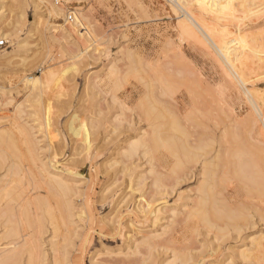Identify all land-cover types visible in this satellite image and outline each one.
Segmentation results:
<instances>
[{
	"label": "rangeland",
	"instance_id": "obj_1",
	"mask_svg": "<svg viewBox=\"0 0 264 264\" xmlns=\"http://www.w3.org/2000/svg\"><path fill=\"white\" fill-rule=\"evenodd\" d=\"M166 2L169 3L168 0H0V20L1 15L4 16L1 24L11 22L10 25H15L2 27L11 36L0 35V41L6 42L0 47V155L6 154L5 160L2 157L3 162L0 157V178L8 173V165L14 160L23 169L32 167L38 170L28 160L25 154L27 151L23 153L26 145L21 140L19 128H27L36 139V151L43 163H47L50 172L54 176L60 174L73 188H77L78 192L72 198L74 213L78 207L83 209L82 218L74 215L73 223H66L56 203L49 197V205L55 217L53 220L44 218L36 204L28 201L34 179L26 175L25 179L22 177L19 182L11 183V192L0 201V252L11 249L13 245H8V242L14 239L21 244L24 239L31 238L32 242L38 244V249L31 252L35 258L33 261H30V249L25 246L18 249L20 253L16 252L19 259L17 264H151L148 250H145L147 245L141 243L143 237L149 234L153 226L158 229V233L161 232L163 226L161 230L158 227L168 222L164 218L155 223L158 227L154 225L157 208L169 207L159 214L161 218L172 214L170 207L179 206L180 212L190 208L202 177L189 175L175 188L170 187L174 186L170 185L174 177L171 173L173 171H170L173 167L171 163H175L179 157L183 158L178 156L181 152L178 139V142L175 140L177 144L161 146L156 149L157 152H152L154 158H157L156 162H149L151 157L147 155L148 158L136 156L135 161L133 159L134 165L122 159L124 157L121 152L127 138L135 134L139 137L149 127L153 129V125L158 126L157 119H164L156 115L154 121L157 122L152 124L155 115L150 121L142 116L141 109L151 100V90L146 85L148 82L154 83L158 94H162L161 91L165 89L163 87L171 85V88L163 91L167 97L162 95L164 99L161 98L162 101L168 98L171 104L176 102V105H180L182 100H193L196 108L190 110L183 107L181 114L176 113L178 117L176 115L175 118L182 120L188 112H193L188 115L190 119L186 118V122L182 120L181 126L184 128L188 122V128L191 125L190 131L197 133L202 130L203 133L198 132L199 136L202 135L208 144L212 135L207 127L211 130L217 127L221 118L223 121L226 118L228 122L227 109L214 110L218 104L219 108L223 107L224 100L221 101L219 94L232 89L236 93L231 91L234 97H226L228 102L232 100L236 104L241 100L243 106L249 107L246 96L232 86L229 78L225 85H221L224 87L217 85L219 76L211 67V54L206 53L202 45L204 38L201 30L216 35L223 44L236 51L235 56L238 58L235 59L243 66L248 88L251 92L264 93V0H233L234 5L226 1L225 7L214 11L207 3L197 0L194 10L190 12L201 24V28L192 24L185 11L177 10L175 14L170 3ZM51 4L59 7V10L52 11ZM253 47L260 53L258 58L252 54ZM71 48H76L79 55L73 53ZM129 51L136 53L135 57L139 55L145 59L147 66L139 67V63L132 62L127 56ZM6 53L10 56L3 58ZM135 66L141 71L137 70L136 73L133 68ZM47 70H55V73L49 76L41 93L33 95L30 83H26L25 78L41 76ZM177 71L185 73L180 75ZM170 89L172 93H169ZM207 90H212L213 95H209ZM193 92L201 94L194 97ZM217 116L220 119L215 121ZM189 120H196V125ZM165 121L160 120L159 125L162 123L164 126V123L167 124ZM83 124H87L86 130H83ZM234 128L230 127L229 130L237 131L238 128ZM189 130L187 136L193 139L195 134ZM241 130L242 135L229 131V136L226 132V137L222 135V138V132L218 129L219 142L224 140V144H220L218 139L213 142V147L216 145L214 148L220 150L219 153L223 150V154H220L223 156L218 155V160H215V164L220 161V165L217 164L219 180L216 189L220 197L229 196V207L231 203L233 209L245 210L243 207H247L249 217L243 220L232 219V223L231 220L226 221L227 225L222 220L217 221L219 227L221 224L224 228L220 227L221 231L216 226L208 231L195 218L189 221L194 226L197 223L201 225H197L200 231L188 221L186 224L189 226L185 222L181 223L178 230L183 232L180 238L184 236L185 240L180 239V244L176 243V246H188L185 249L192 250L189 251L194 257L192 261L195 259L191 261L192 264H223L229 255H233L234 260L240 264L234 250L236 246L248 243L251 237H256L264 230V189H261V193L257 192L254 189L258 185L253 187L238 181L229 169H233V160H236L230 153L238 146L240 148L244 145L241 146L243 148L246 145L248 148L249 143L255 142L248 139L247 131ZM205 133L207 136L203 135ZM9 134L15 139L17 137V152L21 158L18 154L16 156L19 160L8 154L3 139ZM230 134H234V137ZM187 136L183 137L184 141L188 140ZM190 140L187 142L193 143ZM169 148L177 151L172 152ZM212 151L213 157L215 149ZM22 153L25 155L22 156ZM172 154L178 158L173 159ZM199 162H188V165L193 163L199 168ZM156 173L163 178L164 175L168 177V174H173L171 178L169 176L170 179L165 177L163 181L171 182L168 184V196L161 190L160 193H151L150 185ZM165 187L167 189V183ZM165 199L167 203L163 202ZM5 210H10L9 216L7 211L4 213ZM179 217L182 219L184 215L180 214ZM10 230H14L11 236ZM184 231L188 233H185L187 236ZM180 233H176V236H180ZM163 236H160L162 240ZM157 238L155 240L162 243L159 242L161 238ZM136 243L143 246L136 248ZM160 246L153 249L157 260L164 255V249ZM135 248L138 253H134L137 252ZM199 252L202 254L200 258L196 256Z\"/></svg>",
	"mask_w": 264,
	"mask_h": 264
},
{
	"label": "bare ground",
	"instance_id": "obj_2",
	"mask_svg": "<svg viewBox=\"0 0 264 264\" xmlns=\"http://www.w3.org/2000/svg\"><path fill=\"white\" fill-rule=\"evenodd\" d=\"M168 1L172 7V11H174L175 14L177 13V10L185 11V14L190 16V18L192 20V24L194 26L201 28V24L197 21V19H195L193 17V14L190 12L191 10H194L195 3L197 0H182V1L181 0H168ZM201 1L203 3H207L210 6V8L212 9V11L217 10V8L225 7L227 2L234 5L233 0H201ZM166 3L169 4L168 2H166ZM51 5L53 7V9L51 8L52 11L57 12V10H59L58 9L59 7L56 8V5H54V4H51ZM1 20H2V22L4 20L3 14L1 15ZM10 23L4 22V24H1V22H0V35H4V36L10 35L11 36V34L5 33L7 29L6 30L2 29V27L5 28V26L7 28L8 25H9V27L14 25V23L12 25H10ZM14 28H17V27H14ZM10 30H11V28H10ZM12 30H13V27H12ZM201 32H202V34H203L202 36L204 38L202 40V45L205 47L206 53L211 54V55H209V58L211 60V67L213 68V71H215V73L218 74V76H219L218 77L219 79L217 81V85L219 84L218 86L220 87L222 84L227 82V79L229 78L230 82L233 83L232 86H234L235 88H238V90H241L242 95L246 96V100H247V102H249L248 103L249 107H247V105L243 106L241 103V100H238L236 104H234V102H232V100H230L228 102L227 98L228 97H230L229 99L233 98L234 96H231L232 92L236 93V91H233L232 89H228L229 92L228 91L224 92L223 90H221L224 93L219 94V97L221 98V101L224 100L223 101L224 102L223 107L221 106L219 108V104H218V107H215L214 110L217 111V110H220L223 108L227 109L228 122H226L227 121L226 118H225L226 121L225 120L223 121V118L220 119L217 116L218 118H215V121H218L220 119V122H217V124H216L217 127L213 128L211 130L209 126H208L209 128L206 126L207 129H209L211 132L210 136L212 135L211 141L208 144V143H206L205 138L204 137L202 138V135H200L201 138L199 140H196L198 137H200L199 134L202 132L201 129H200L201 132L197 131V133L200 132L198 134L194 133L195 131L194 132L192 130L190 131L189 129H190L191 125L188 128V126H187V125H189V124H187L188 122L185 124L188 129L185 128L186 126H184V125H183L184 128H182L181 122L184 118L182 120H178L179 118L178 119L175 118V116L177 114H181V112H182L181 110H183V107L186 109L190 108V110L193 109L196 106V105L194 106L193 100H192V102L191 101L186 102V101L182 100L183 106L181 103L180 104L181 107H180L179 104L176 105V102H174V104H171L170 101H167L168 98H167V100L162 101L164 99V96H165V92L163 94V91H165L166 88L167 89L171 88V85H169V87H167V86L163 87L165 89L163 91H161L162 94L159 93V94H161V97L157 93L158 92V91H156L157 86H154V83L148 82V86L146 85V87H149L151 90V93H150L151 94V100L149 99V103H147V105L145 104V106H143L144 109H141V110H143V111H141V112H143V113H141V114H143L142 116H145L148 120L149 119L151 120V117L155 115L154 116L155 119H154V117H152V120H151V121H153V123L151 122L152 124L157 122V121H154L157 119V117L161 116V118H163V117H164V119L167 118L166 119L167 121H165L164 119H160L161 121L163 120V121L167 122V124L164 123V126H162V123H161V125H159L160 120L157 119L159 121V123L157 124L158 126L153 125L152 126L153 129L151 127H149V128H151V131H148V129H149L148 128V129H146L147 131L145 130L146 133H144L145 132L144 131L143 132L144 134L140 135L139 137H138V134H135L136 136L133 135V137L127 138L124 141L125 148L121 152L122 157H124L122 159L125 161L128 160L129 164L134 165V163H135L134 161L136 158L140 157L141 155H143V158H145L144 156L147 155L148 157L149 156L151 157V158L149 157L150 158L149 162H151V160H155V162H156L157 158H154L153 153H152L154 150H155V152H157L156 149L161 147V146L171 147L172 145H174L176 143V141L178 142V140H179L178 143L179 144L181 143L180 144L181 145V152L178 153V156H183V158H185V161L183 158H182L183 160L180 159V157H179V159H177V161L175 163L173 162L174 164L171 163V161H170V163L173 165V167L175 166V168L172 169L173 167L171 168L172 165L170 164L171 166L169 167V169L171 168L170 171H173L171 173H173L174 175L170 174L171 175L170 176L168 174V177L164 175V178L165 177L169 178V176L171 178L172 175L174 176L172 178L173 179L172 183L170 182L171 184L169 182H166L167 183V189L165 187L166 183H163L164 178L156 173L155 176L153 177V181L150 185L151 193H153V192L160 193V190H161L162 193H164L168 196L169 195V194H167L169 192L168 184H170V185L173 184L174 186H170V185L169 186L172 188H175L176 184L178 185V183L182 179L188 178L189 175L190 176L199 175L202 177L201 180L198 182L197 188L195 189V190H197V193H195L196 196L192 200V206L190 208L185 209L183 212L181 211L182 212L181 213L179 211L178 205H177L178 207H176V208L170 207L172 214L168 215L167 217H163V218H161L159 216V214L162 213L163 210H168L167 208H169V207L168 206H162V207L157 208L156 219L154 220L155 221L154 225L158 220L162 221V219H164V218L167 219L168 222L166 221L167 223L160 225V227H158V224L155 225L160 230H161V226H163L161 232L158 233V229L157 228L155 229L153 226V228L148 231L149 234H145V236L143 237L144 241L142 240L141 243H143V244L145 243L147 245L146 246L144 244L146 246L145 250L146 251L148 250L147 254L150 256L151 264H158V262L160 264H180V263L181 264H189V262H191L193 260L194 257H193V255H191L192 253L190 254V252H189V251L192 252V250H190L188 248H187L188 250L185 249L188 246H186V247L185 246L184 247L176 246V243L178 245L180 244V243H178L180 241V239L182 240L185 238L184 236H183V238H180L181 234L183 232L180 233L181 231L178 230V227L180 228L181 223L185 222L184 224H186L187 221L191 223V220H193V218H195L198 220V222L202 223L206 228H208L209 229V230L207 229L208 231L212 230V228H214L215 226L219 231L222 228V226L220 224V227H221L220 228L217 221L222 220L227 225L228 223L226 221L231 220L230 223H232V219H235V220H241L242 219L243 220V219H248V217H249V213L248 212L246 213L247 207L246 208H245V206L243 207V209H245V210H242V209L237 210L235 208H234L235 209L234 210L231 207L232 203L230 204L231 208L228 205L229 202L227 200H229V198H228L229 196L228 197H226V196L220 197L218 195V192L216 189L218 186V180H219L218 175H217V168L220 165L219 164L220 161H218V163H217L218 166H217V164H215V162H216L215 160L216 159L218 160V158L220 156H223V155H220V154H223V150H221V152L219 153L220 150L217 151V148H214L216 145L213 147V142L214 141L216 142V139H218V142H219L218 137H219L220 133L218 132V129H219V131L222 132V134H221L222 138H224L226 132L228 135V133L230 131L229 130L230 127H235L234 129L238 128L240 130L243 129V130L247 131L246 133L248 134V139H252L255 141L253 143L250 141L251 142V143H249L250 145L249 144H248L249 146L247 145L248 148L246 147V145L243 148H241V146H244V145H241L240 148L238 146L237 149L233 148L234 150L230 153V156L233 158L235 157L236 160H233V161H235L234 164H233V162L231 163V164H233V169H232V167L229 169H231V172H232L231 174H233V176L235 178H237L238 181L244 182V183H249L252 186L258 185L257 186L258 189L256 187H255V189L252 188L256 191L258 190L257 192L261 193V192H263L262 190L264 189V157H263V154H264V146H263L264 145V93H258L256 91H254V92L250 91V89L248 88V85L246 84L247 76L243 72V66L241 64H239V62L235 59V58H238L235 56L236 51H233V49L228 47L226 44H223V41L221 39H219L216 35L206 33L205 31H202V30H201ZM71 51L75 54L78 53V55L80 53L77 51L76 48H73ZM127 53H128L127 56L131 59L132 62H134L136 64L139 63V67H141L140 65H142L143 67L147 66V62L145 61V59H141L142 57H140L139 55H136V57L138 56V58H136L135 57L136 53H133V51H129ZM9 54L12 55L13 53L10 52ZM9 54L6 53L2 57L6 58L7 56H10ZM252 54L256 58H258L260 55L259 51L256 50L255 47H253ZM137 67L138 66L133 67L134 71L136 73H138V71H141V70H138ZM179 69H181V68H179ZM128 70H130V69H128ZM135 72H134V75H136ZM54 73H55V70H49V71L47 70L46 72L42 73L41 76L30 77L28 79L25 78V82L30 83L29 88L31 90V93L35 96L39 95L41 93L42 88L44 87L45 82H47L49 80V76L53 75ZM183 73H185V72H183ZM183 73H179V74L183 75ZM187 73H189V72H187ZM192 74H193V72H192ZM187 79L189 80V78H187ZM192 79H194V78H192ZM166 82H168V81H166ZM191 83L193 86V82H191ZM224 85L221 87H224ZM206 92L209 95H213L212 90H207ZM169 93H172L171 89H170ZM150 94H148V95H150ZM198 94L200 95L201 92H199ZM198 94L194 93L193 95H194V97L195 96L198 97L199 96ZM162 95H164V96H162ZM159 97H160V99H159ZM162 97H163V99H161ZM165 97H167V96H165ZM170 97H172V96H170ZM225 98L227 101L225 100ZM169 99H171V98H169ZM141 101H140V104L142 105L144 102L142 101L143 103H141ZM173 101H175V100H173ZM170 104H171V106H170ZM173 105H175L174 108H173ZM137 109H139V108H137ZM209 109L213 110L212 107H210ZM167 111L168 112L172 111V113L175 115H173L172 113H168ZM188 113L190 115H192L193 112L190 111ZM187 114H184L183 116H185ZM156 115H157V117H156ZM188 115L184 119L185 122L187 119H190V118H188ZM194 116H193V118H194ZM176 117H178V115ZM196 118L197 117L195 116L194 119H196ZM142 119H144V118L142 117ZM147 119H145V120H147ZM216 119H218V120H216ZM196 120L194 122L192 120L191 121L194 124L196 122ZM178 121H180V123ZM214 122H213V124H214ZM182 124H184V121ZM227 124H229L228 127L226 126ZM85 125L87 126V124H83V126H84L83 130H86V128H87ZM166 125H167V127L165 128ZM195 125H196V123H195ZM221 126H222V128H221ZM186 129L189 130L190 132H192L191 134H195V136L197 135V137L193 136V139H192V136L190 135V132H189V135L191 136L190 137L191 140H190L189 137L187 136L188 134H187ZM238 129H237V131H235V130H231V131L232 132L234 131L233 133H238V132L240 133V130L238 131ZM19 130H20V135L22 136L21 140H23L25 145H26V148H25L26 150H24L23 153L25 151H27V152H25V154H27L26 156L29 158L28 160H30L32 163V166L33 165L36 166L38 168V170L36 168L32 169V167H28L27 169H23L22 165L21 164L18 165L16 160H14L13 163H10L8 165V169H7L8 173L5 176H2L0 178V201L2 199H4L5 196H8L9 192H11L10 191L11 186H9L11 183H13L14 181L19 182L26 175H28L29 177L34 179L32 181V184H31L32 188L29 190L30 195L28 196V201L32 202L33 204L34 203L36 204L37 208L42 211L44 218L48 217L49 219L53 220L55 217V213L49 205L50 204L49 203V201H50L49 197H51V199L56 203L58 210H59V214L63 217V219L66 223L72 224L73 223L72 218L74 217V215H77L79 218H82L83 217V209L82 208L78 207L76 214L74 213V207L75 206H74V201L72 198L75 194H77V192H78L77 188H73L74 186L70 185L69 181L64 179L60 174L54 176V174H52L50 172V170L47 166V163H43L42 159H40L41 157L38 155V153L36 151L37 150V146H36L37 143L35 141L36 139L32 137V133L29 132V129L19 128ZM243 130H241V131H243ZM84 132H86V131H84ZM203 135L207 136L206 133ZM222 135H224V136H222ZM233 135L230 134V136H233ZM186 136L188 137V140H190L193 143H188L189 141L187 139H185V141H184V138ZM243 136H244V134H243ZM236 137H238V136H236ZM181 138H183V140ZM194 138H196V139H194ZM222 138H220V139H222ZM176 139H178V140H176ZM226 139L227 138H225V141H226ZM3 140L5 141L7 151L9 152L8 153L9 156L11 155V157H16V158L21 156L20 153L17 152L19 150L18 149V143H17V141H18L17 137L15 139L13 136H10V134H9V136L7 138H4ZM222 142H224V140H222ZM222 142L220 141L219 143L221 144ZM222 144H224V143H222ZM208 146L210 147L209 150H207ZM244 148H246V149L243 150ZM214 149H215V154L212 157V153H214L212 150H214ZM169 150L172 151L175 149L169 148ZM229 150H230V148H229ZM7 151L4 150V152H7ZM166 151H168V150H166ZM175 151H177V149ZM216 151H217V153H216ZM225 151L227 153V150H225ZM21 152H22V150H21ZM23 153H22V156L25 155ZM3 154L0 155L1 159H2V157L4 158V156L6 155L5 153H3ZM261 154H262V156H261ZM218 155H219V157H218ZM227 155L229 158V153H227ZM171 156L173 157V159L178 158L177 155H176L177 157L173 156V154ZM7 158H6V160H7ZM152 158H154V159H152ZM133 159H134V161H133ZM4 160H5V158H4ZM18 160H19V158H18ZM1 161L3 162V159ZM1 161H0V166H2ZM39 162H41L40 165L38 164ZM188 162H194V164H195V162L196 163L199 162L200 167L199 168L195 167L193 165V163H192V165H188ZM153 164H154V161H153ZM231 164H227V165L231 166ZM128 165H127V167H128ZM129 166L131 167V165H129ZM193 166L196 169H194ZM128 169H129V167H128ZM169 169H167V170H169ZM227 170H228V168H227ZM156 172H158V170H156ZM160 174H163V173H160ZM244 186H247V185H244ZM247 188H248V186H247ZM164 194H163V196H164ZM32 196H34V197H32ZM178 196H179V194H178ZM179 197H181V196H179ZM220 198H221V200H220ZM176 199H178V198H176ZM222 200L226 201V203L224 201H223L224 203H222ZM163 202L167 203L168 200L165 199V201H163ZM233 207H235V206H233ZM239 207H238V209H239ZM9 211L10 210H5L4 213L6 212V214L9 216L11 213ZM180 214L184 215V217H182V219H180L181 217H179ZM189 219H191V220L189 221ZM188 222H187V224H188ZM193 222L197 223V221H195V220ZM224 223H222V224H224ZM187 224H186V226H189ZM192 225L194 226V223ZM197 225H198V223H197ZM197 225H195L194 227L198 230V228L201 227V225H198L199 227H197ZM169 227H170V229H169ZM222 229L224 230V228H222ZM185 230H186V228H185ZM198 231H200V230H198ZM9 232H11V233H9V236H11V234H13L12 232H14V230H12V231L10 230ZM178 232L180 233V236L179 235L176 236V233H178ZM185 233H187V232L184 231V235H185ZM194 233H195V230H194ZM162 235H164L163 236L164 240H162V238L160 237ZM187 235H188V233H187ZM187 235H185V236H187ZM165 236H167V237H165ZM156 238L157 239L161 238V239H159L160 240L159 242L162 241V243H160V244L164 249V253H163L164 255H162L161 258H159L158 260L156 259V255H154L155 251L153 250V249L157 248L156 247L157 245H160L158 243V241L155 240ZM186 238H188V237H186ZM14 240L8 242L9 243L8 245H10V246L13 245V246H11V249L8 248V250H6V251L4 250L5 252H3V253L0 252V264H17L19 259H18L16 254L20 253V252H17V250L23 246L27 247L28 250L30 249V261L35 260V258H33V255L31 252L34 251V249H36V248L38 249V246H37L38 244L36 241L32 242L31 238H28V239L26 238L20 244L19 242H15L16 240L15 241ZM153 240L156 242H154ZM211 242H212V240H211ZM182 243H181V245H183ZM135 245H134V247L141 248L140 246L142 244L140 245V244L136 243ZM171 245H175V246H171ZM136 248H135V250H136ZM146 248H148V249H146ZM22 250H23V248H22ZM234 250L237 252V258L241 261L240 264L241 263L242 264H264V230L259 235L257 234L256 237H254V238L251 237V239H249L248 243H241L240 245H237L236 249H234ZM152 251H153V254H152ZM139 252H140V250H139ZM159 252L161 253V251H159ZM159 252H158V254H160ZM132 253H133V251H132ZM134 253H138V251L134 252ZM127 254H129V253L127 252ZM196 256L198 258H200L202 256V254L199 252L196 254ZM233 257H234L233 255H229L226 259L223 260V264H238L236 262V260H234ZM194 261H195V259H194ZM194 261H192V262H194ZM196 261H197V259H196ZM192 262L190 264H192Z\"/></svg>",
	"mask_w": 264,
	"mask_h": 264
},
{
	"label": "built area",
	"instance_id": "obj_3",
	"mask_svg": "<svg viewBox=\"0 0 264 264\" xmlns=\"http://www.w3.org/2000/svg\"><path fill=\"white\" fill-rule=\"evenodd\" d=\"M5 44H6L5 40L0 41V47H2Z\"/></svg>",
	"mask_w": 264,
	"mask_h": 264
}]
</instances>
